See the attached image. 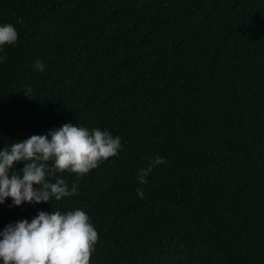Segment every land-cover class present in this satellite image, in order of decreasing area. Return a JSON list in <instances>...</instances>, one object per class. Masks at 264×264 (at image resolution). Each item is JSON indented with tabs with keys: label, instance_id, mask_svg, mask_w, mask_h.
<instances>
[{
	"label": "trees",
	"instance_id": "obj_1",
	"mask_svg": "<svg viewBox=\"0 0 264 264\" xmlns=\"http://www.w3.org/2000/svg\"><path fill=\"white\" fill-rule=\"evenodd\" d=\"M7 23L0 151L70 122L121 148L62 174L74 196L7 198L0 232L82 209L99 233L90 264H264V0H0Z\"/></svg>",
	"mask_w": 264,
	"mask_h": 264
},
{
	"label": "clouds",
	"instance_id": "obj_2",
	"mask_svg": "<svg viewBox=\"0 0 264 264\" xmlns=\"http://www.w3.org/2000/svg\"><path fill=\"white\" fill-rule=\"evenodd\" d=\"M18 22L23 23L22 19ZM18 38L13 24L0 25V49L15 45ZM34 67L43 71L45 65L37 60ZM120 148L121 137L109 130H89L71 122L46 135L12 142L0 151V204L9 197L19 206L25 201L39 204L74 196L77 185L73 183L69 188L62 174L86 176L101 161L117 155ZM21 161L25 166L19 172L14 171L16 163ZM165 163L163 157L155 156L146 169L140 170L138 182L147 184L146 178L153 169ZM137 195L144 198L142 188H137ZM98 240L99 233L86 211H40L31 222L24 219L10 223L0 232V261L3 264H90Z\"/></svg>",
	"mask_w": 264,
	"mask_h": 264
}]
</instances>
